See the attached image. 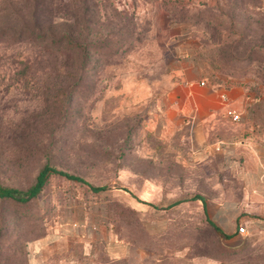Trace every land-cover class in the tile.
Listing matches in <instances>:
<instances>
[{
    "label": "rangeland",
    "instance_id": "rangeland-1",
    "mask_svg": "<svg viewBox=\"0 0 264 264\" xmlns=\"http://www.w3.org/2000/svg\"><path fill=\"white\" fill-rule=\"evenodd\" d=\"M39 26L74 28L71 74L69 57L51 53L37 73L17 75L15 62L38 54ZM0 29V184L26 189L46 163L82 178L53 172L27 201L0 199V264H30L36 245H47L48 264L83 260L79 246H102L100 224L163 255L219 252L204 198L223 174L191 155L168 95L186 72L242 86L241 138L264 143V0H0ZM237 243H224L239 247L226 260L264 264V234Z\"/></svg>",
    "mask_w": 264,
    "mask_h": 264
},
{
    "label": "crops",
    "instance_id": "crops-1",
    "mask_svg": "<svg viewBox=\"0 0 264 264\" xmlns=\"http://www.w3.org/2000/svg\"><path fill=\"white\" fill-rule=\"evenodd\" d=\"M200 80L199 75L186 72L168 96L191 131V155L199 156L200 162H209L213 171L223 174V180L215 182L218 192L204 198V205L209 219L225 234L223 243L235 246L246 233L264 234V143L248 135L241 138L247 132L242 126L244 121L232 120L226 113L228 108L243 111L248 93L245 88L208 86ZM221 93L226 94V99L220 97ZM216 113L223 114L220 119L224 128L220 136L211 138L209 126ZM239 224H244L248 232L240 234ZM97 230L94 233L102 239L100 248L83 244L78 247L83 260L62 259L61 264H229L209 255H191L185 246L163 255L154 246L133 244L118 237L105 224ZM67 248L62 246L60 252ZM36 249L31 253L30 264H48L47 245H36ZM98 249L103 253L100 258Z\"/></svg>",
    "mask_w": 264,
    "mask_h": 264
},
{
    "label": "trees",
    "instance_id": "trees-1",
    "mask_svg": "<svg viewBox=\"0 0 264 264\" xmlns=\"http://www.w3.org/2000/svg\"><path fill=\"white\" fill-rule=\"evenodd\" d=\"M40 27V26H39ZM41 29H44L45 31H42ZM38 32L32 35L33 37L31 40L33 45L37 46V52L38 54L35 56H30L28 54L24 55L22 59L16 61L15 63L17 65L14 66V70H16L17 75L20 76H30L34 73H37L38 70H41L42 67L45 65V57L49 54L53 53L55 57L57 55H66L70 59V63L67 62L63 65V69L65 71H69L71 74L75 67H77L76 62H74V58L72 56L73 53L77 52V47L79 45V42L77 41L74 28H64L63 31L60 34H53L50 33L47 28H38ZM5 33L3 29H0V35ZM58 35V36H56ZM80 46V45H79ZM83 55L85 57L83 58V61L86 60L88 57V49L87 47H83ZM73 86H69L70 89L73 91ZM60 173L64 174L67 177L74 178V179H82L81 177L65 172L63 170L57 169L49 164H44L43 167L39 170V172L36 175L35 181L33 184H31L26 189H20L18 187L14 186H3L0 184V199L10 197L17 201H27L31 197L35 196L40 189L42 188L43 184L47 180L48 176L51 173ZM93 189L99 190L103 189L104 186H91ZM194 198L202 199L203 196L201 195H195ZM179 200H175L171 202L170 205H173L177 203ZM206 211V210H205ZM204 218L205 222L213 229L214 234L217 236V239L219 241L218 249L219 252L215 253H206L203 252L204 255H209L213 257H217L221 260V262H226L229 264H235L234 262H230L224 258V252L225 251H235L238 250V248H230L226 245H224L222 239L225 237V234L221 231V229L215 225L207 216L206 212H204Z\"/></svg>",
    "mask_w": 264,
    "mask_h": 264
},
{
    "label": "built area",
    "instance_id": "built-area-1",
    "mask_svg": "<svg viewBox=\"0 0 264 264\" xmlns=\"http://www.w3.org/2000/svg\"><path fill=\"white\" fill-rule=\"evenodd\" d=\"M201 84H205V81L203 79L200 80ZM220 97L223 98V99H226V94L225 93H221L220 94ZM227 115L232 119V120H239L240 118V113L237 112L235 109L233 108H228L227 111H226ZM237 231L240 233V234H244L247 232V228L244 224H239L237 226Z\"/></svg>",
    "mask_w": 264,
    "mask_h": 264
}]
</instances>
